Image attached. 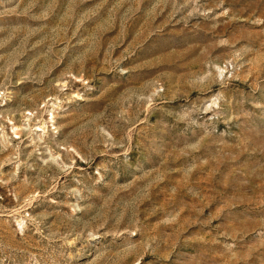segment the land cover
<instances>
[{"label":"rangeland","instance_id":"rangeland-1","mask_svg":"<svg viewBox=\"0 0 264 264\" xmlns=\"http://www.w3.org/2000/svg\"><path fill=\"white\" fill-rule=\"evenodd\" d=\"M0 264H264V0H0Z\"/></svg>","mask_w":264,"mask_h":264}]
</instances>
